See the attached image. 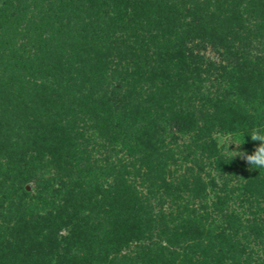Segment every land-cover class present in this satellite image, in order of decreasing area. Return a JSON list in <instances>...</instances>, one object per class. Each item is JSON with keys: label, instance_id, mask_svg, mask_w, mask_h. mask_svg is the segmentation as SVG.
<instances>
[{"label": "trees", "instance_id": "obj_1", "mask_svg": "<svg viewBox=\"0 0 264 264\" xmlns=\"http://www.w3.org/2000/svg\"><path fill=\"white\" fill-rule=\"evenodd\" d=\"M257 122L264 0H0V210L66 193L0 215V264H264V169L213 136Z\"/></svg>", "mask_w": 264, "mask_h": 264}, {"label": "rangeland", "instance_id": "obj_2", "mask_svg": "<svg viewBox=\"0 0 264 264\" xmlns=\"http://www.w3.org/2000/svg\"><path fill=\"white\" fill-rule=\"evenodd\" d=\"M195 1V0H192ZM200 1V0H198ZM206 55L211 57V58H216V55L213 54V52H210L209 48L206 50ZM205 119V116H204ZM207 119H210V122H212L213 125H215L216 122V117H209ZM202 120V119H201ZM216 126V125H215ZM214 126V127H215ZM218 128L215 127L213 136L217 139L219 146L223 147L224 151H226L227 143L221 141V137L224 134L223 132L219 133ZM231 139L237 143H240L238 139L235 137H231ZM180 142V141H178ZM241 149V148H240ZM240 149H236L234 145H229L228 146V151H241ZM227 153V152H226ZM89 155V153H88ZM83 162L86 165H93L95 161L98 159V156H89V158L84 154L83 156ZM88 158V159H87ZM174 169L177 170L176 174L178 176H181L183 174V168L180 166L178 167H170V171L174 172ZM22 173V168H20L19 165L15 164H9L6 162L4 159H0V195H3L6 197V200L12 199L17 203L20 196V190L19 192H15L14 194V189L12 188L13 183H18V181L21 180L20 174ZM80 181L77 176L72 177L70 180H68V188L71 189L72 191H75L78 189V186H76L77 182ZM139 182H137L138 184ZM28 190H32L35 193V188H36V182L30 181L28 183ZM60 187L58 184H55L53 188H48L47 190L44 191L42 194V201H27L25 205H18L16 206L13 202L11 203H4V209L0 210V215L1 217H8L11 221L16 220L18 217L21 216H26L29 215V213L32 214H38L42 213L43 211L46 212L47 210H53L54 208L58 207L63 203V200L66 196V193L60 191ZM12 197V198H9ZM167 211V209H166ZM0 217V218H1ZM9 221V220H8ZM4 219L3 221H0V231H3L4 229ZM163 244V243H162ZM164 246L166 245L165 243L163 244ZM254 249H258L257 246L254 245ZM138 250V251H137ZM133 251V253H137L139 255H143L142 248L135 249V247H130V253ZM166 252V251H165ZM146 259V258H145ZM163 259V258H162Z\"/></svg>", "mask_w": 264, "mask_h": 264}, {"label": "clouds", "instance_id": "obj_3", "mask_svg": "<svg viewBox=\"0 0 264 264\" xmlns=\"http://www.w3.org/2000/svg\"><path fill=\"white\" fill-rule=\"evenodd\" d=\"M236 134L230 131L221 137V141L227 143L226 152L230 159L239 157L254 169H264V122H257L246 133H239L243 137L245 135L249 136L251 141L256 142V146L251 153L247 151H228L229 145H234L236 149H240L244 143V140L243 143H237L231 139Z\"/></svg>", "mask_w": 264, "mask_h": 264}, {"label": "water", "instance_id": "obj_4", "mask_svg": "<svg viewBox=\"0 0 264 264\" xmlns=\"http://www.w3.org/2000/svg\"><path fill=\"white\" fill-rule=\"evenodd\" d=\"M27 189H29V188L27 187Z\"/></svg>", "mask_w": 264, "mask_h": 264}]
</instances>
